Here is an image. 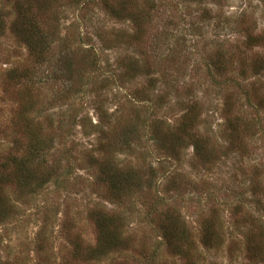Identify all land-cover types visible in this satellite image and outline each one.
Returning <instances> with one entry per match:
<instances>
[{
  "label": "rangeland",
  "instance_id": "374dc122",
  "mask_svg": "<svg viewBox=\"0 0 264 264\" xmlns=\"http://www.w3.org/2000/svg\"><path fill=\"white\" fill-rule=\"evenodd\" d=\"M31 1L43 30L56 32L55 60L72 58L39 64L11 28L27 0H0V163L19 137L22 102L35 107L49 149L31 172L51 177L35 191L3 186L11 210L0 220V264H186L163 239L160 211L187 228L192 264H264L255 235H264V39L248 41L264 38V0ZM133 58L137 76L111 85ZM71 112L73 128L62 117ZM183 122L206 142L202 159L189 140L172 158L160 151ZM102 163L144 183L153 171L154 189L112 196ZM100 214L121 224L122 243L90 259ZM209 224L219 249L205 246Z\"/></svg>",
  "mask_w": 264,
  "mask_h": 264
},
{
  "label": "trees",
  "instance_id": "16d2710c",
  "mask_svg": "<svg viewBox=\"0 0 264 264\" xmlns=\"http://www.w3.org/2000/svg\"><path fill=\"white\" fill-rule=\"evenodd\" d=\"M32 4H37V2L27 0L25 4L17 5V18L11 25V28H13L12 31L17 35L19 40L26 45L29 53L36 58L39 64L45 62L49 63L50 60L51 63H71L69 59L72 57L66 56V53L64 54V57L58 61L55 60V56L52 54L51 50L55 44L54 37L56 36V32L53 30H43L44 23L42 21V15L38 16L37 13L33 11L34 6ZM2 25L3 23H0V32H2ZM261 39L264 38L262 36L261 38L258 36L255 37L251 33L248 35V41L254 45ZM64 48L65 52L71 50V47H67L65 44L61 46V50ZM60 53L62 54V51H60ZM89 53L95 56V54H93L91 51H89ZM95 61H97L96 58ZM131 61H133L131 66L126 68L122 75L113 78L114 80L111 85H115V81L122 77H128L131 72L134 74L133 77L137 76L135 73L139 69L137 68L138 65L136 63H139V61L135 59ZM219 63L220 62L218 60L216 67L219 65ZM66 67H69V65ZM99 69L100 68L98 67V64L95 62L93 72L99 73ZM9 78L13 77L9 76ZM21 80L22 79L19 78L17 81H15V83L13 82L14 85L21 84ZM24 84L19 87H27ZM69 88L72 90V87ZM27 91L29 90L27 89ZM195 107L197 106H192V110H195ZM34 108L35 107L21 102L18 104V107H16V112H14L13 115L12 122L15 126H17L16 132L18 133L19 137L18 139H15V142L12 146V152H9V154L6 155L8 159L0 163V184L2 185L0 186V220L6 216L8 217V212L11 210V207H9L8 204V199L4 198L3 186H11L14 190L16 189L17 191L19 190L21 192H26L28 190L35 191L45 186L51 180L49 174L36 179L35 174L31 172L33 165L44 162V155L47 150L45 147L47 145L45 138L46 136L43 137L40 129L37 128V125H40L39 117H33L32 114ZM65 114L62 113V117L68 119L67 123L69 128H73L77 123V115H71V112L67 117ZM195 117L196 114H193V118ZM60 121V123L64 122L63 120ZM137 126V124H133L132 127L129 126L130 130L126 132V134L129 136H136V133L138 132ZM96 127L97 125L94 126V128ZM179 127L180 131L175 133V137L172 140V142H174L172 146L161 142L159 143L160 151L168 152L167 157L172 158V154L174 156L176 154L174 153V145H184V142L189 140L191 141V145L196 156L202 159V156H204L203 152L206 150L207 144L206 142H203V137L197 133L198 130L196 129L194 122H183V124H181ZM39 128H41V126H39ZM100 140H106L105 136L101 135ZM100 173L104 182L107 184L108 189L112 193V196H121L123 193L133 194V189L139 190L144 187H146V190L148 191L154 189V184L156 182V174H154L153 171L149 173V175L144 179L146 180L144 183L143 179H141V176L137 174V170L132 168L128 170L111 168L106 166L104 163L101 164ZM156 198L158 200H162L161 197ZM157 207L158 205L155 202L152 207L153 211L156 210L155 212H158ZM158 215L162 216L167 223L162 233L163 239L173 245L172 248L175 250L177 255L186 259V264H192L190 261V254L192 250L194 251V244L191 241V235L189 234L187 228L183 226L180 227L181 225H179L178 222H175L176 219L174 220L170 217L171 213L169 211H160L158 212ZM112 217L115 218L114 215L109 217L105 214H100L99 217L96 216V227L99 239L96 243V246H94L92 250L89 249L90 259H95L97 254L98 256L106 254L103 253L105 249H101H116L122 243L120 242L122 240L119 239L120 234H118V231H121V224L116 227V224L113 223ZM212 228L214 227L209 224L207 229L208 232L204 236V239L208 241L205 243V246L208 249H219L222 247L221 241H219L220 237H215L216 233L213 232ZM255 235H257L259 240V242L256 244L257 249V245L262 244L263 246L264 235L261 233H255ZM260 240L262 242H260Z\"/></svg>",
  "mask_w": 264,
  "mask_h": 264
}]
</instances>
